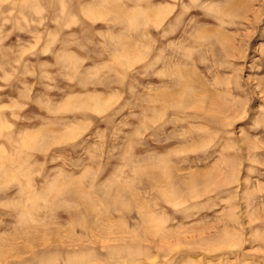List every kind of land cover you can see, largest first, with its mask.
Here are the masks:
<instances>
[{
    "label": "rangeland",
    "instance_id": "obj_1",
    "mask_svg": "<svg viewBox=\"0 0 264 264\" xmlns=\"http://www.w3.org/2000/svg\"><path fill=\"white\" fill-rule=\"evenodd\" d=\"M0 264H264V0H0Z\"/></svg>",
    "mask_w": 264,
    "mask_h": 264
},
{
    "label": "bare ground",
    "instance_id": "obj_2",
    "mask_svg": "<svg viewBox=\"0 0 264 264\" xmlns=\"http://www.w3.org/2000/svg\"><path fill=\"white\" fill-rule=\"evenodd\" d=\"M153 11V10H152ZM154 12V11H153ZM156 13V12H155ZM154 14V13H153ZM156 15V14H155ZM222 40V39H221ZM225 41V40H224Z\"/></svg>",
    "mask_w": 264,
    "mask_h": 264
}]
</instances>
